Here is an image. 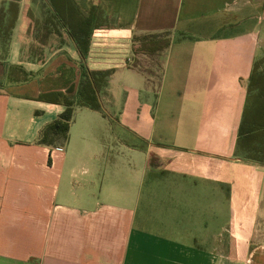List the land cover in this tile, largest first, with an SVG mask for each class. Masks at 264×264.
<instances>
[{
	"label": "crops",
	"instance_id": "1",
	"mask_svg": "<svg viewBox=\"0 0 264 264\" xmlns=\"http://www.w3.org/2000/svg\"><path fill=\"white\" fill-rule=\"evenodd\" d=\"M98 1L84 65L111 71L104 115L76 105L72 41H44L41 1H18L5 64L28 79L0 82V264H264V165L234 154L264 0ZM151 34L170 39L155 88L134 66ZM62 99L67 143L41 144Z\"/></svg>",
	"mask_w": 264,
	"mask_h": 264
},
{
	"label": "trees",
	"instance_id": "2",
	"mask_svg": "<svg viewBox=\"0 0 264 264\" xmlns=\"http://www.w3.org/2000/svg\"><path fill=\"white\" fill-rule=\"evenodd\" d=\"M19 0H0V53L6 57L11 41L17 15ZM40 9L45 14L40 27L44 41L48 34L64 32L75 45L81 56V80L77 90L79 107H86L105 114L100 102V95L108 86L111 71L92 72L84 65L87 53L88 39L91 32L102 27L107 21L103 9L91 7L83 13L73 0H40ZM39 41H43V40ZM180 39H184L183 36ZM138 51L148 56L162 59L164 51L170 45L167 34H151L137 36ZM134 54H137L134 46ZM136 66V64H134ZM20 72L22 69L18 68ZM162 71V66H161ZM160 71V74H161ZM159 81V80H158ZM65 111L52 123L45 126L39 136V143L51 145L56 139H61L63 145L68 140L69 124L72 120L74 106L67 100H61ZM115 122L114 119H111ZM234 154L243 162L264 165V61L258 60L253 64L245 96V102L237 131Z\"/></svg>",
	"mask_w": 264,
	"mask_h": 264
},
{
	"label": "rangeland",
	"instance_id": "3",
	"mask_svg": "<svg viewBox=\"0 0 264 264\" xmlns=\"http://www.w3.org/2000/svg\"><path fill=\"white\" fill-rule=\"evenodd\" d=\"M73 2L85 14L91 7H95L97 9L101 8L107 14V7L98 0H73ZM138 48L139 45L136 44L135 50L137 51V54H135L136 59L134 63L145 73L151 83V86L155 88L158 84L160 76L162 59L140 53ZM18 68L19 66H7L5 64V57H2L0 53V82L1 79L4 78V75L12 83H21L26 81L28 79L27 74L23 70V72H20ZM54 144L62 146L63 141L61 139H56Z\"/></svg>",
	"mask_w": 264,
	"mask_h": 264
}]
</instances>
